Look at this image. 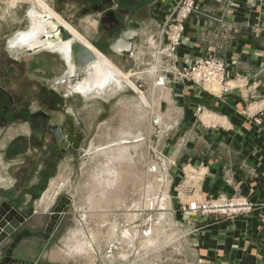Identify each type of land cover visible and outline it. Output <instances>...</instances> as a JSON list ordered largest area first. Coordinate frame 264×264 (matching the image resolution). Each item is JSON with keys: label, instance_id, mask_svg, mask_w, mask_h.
I'll use <instances>...</instances> for the list:
<instances>
[{"label": "rangeland", "instance_id": "374dc122", "mask_svg": "<svg viewBox=\"0 0 264 264\" xmlns=\"http://www.w3.org/2000/svg\"><path fill=\"white\" fill-rule=\"evenodd\" d=\"M24 1L17 4L14 9L9 6L10 0L0 1V13L5 14L12 21L10 28L7 27L11 30L7 32L6 36H0V49L5 50L0 53V79L4 77L10 79V83L3 85L11 89L16 106L26 109L29 113L38 110L48 113L51 123L58 125L64 135L79 133L82 135V139L78 150L64 153L63 158H59V161L55 162L57 165L55 164L54 168L47 173L48 190L51 191V194L46 200H43L45 195L43 192L47 189L46 185L39 186L41 188L39 192L43 193L42 207L50 206L47 210L45 209L44 215H50L52 210L57 213V223L51 231L52 235L49 234L50 237L48 235V240L44 239L47 240L46 243H43L44 255L38 254L39 248L34 244L24 245L23 243L25 240H32L30 242L34 240L40 245L38 239L23 238L16 249V257L32 262V264H213L209 259L203 257L205 252L210 253V250L221 252L223 251L222 247L224 248L225 238L232 240L241 238L242 234L239 230L243 226L239 223L253 220V217L256 220H263L264 216L259 211L264 209V203L260 205L257 196L240 193L202 196L200 194L201 184L211 180V173L206 165H181L179 166L181 176L165 180L164 173L166 174L169 169L176 166L162 164L155 157L160 141H164L163 137L161 138L162 133L156 127L157 116L155 115L158 114V110L155 107L159 106L160 108V105H158V101L152 102L147 98V93H150L151 88L149 85H145V79H142L144 83H136L135 77L132 78L127 72L133 89L122 84L120 89L101 98H88L77 93L66 96L64 93L62 94L66 84L60 81L66 72V63L60 53L57 51H35L30 56L11 53L8 49L9 41L14 38V34L18 30V32H24L28 29L30 13L34 9V5L39 3L36 1L34 4L35 0ZM200 2L204 7V0H196L197 10L192 15L198 12ZM174 3L175 0H169V2L167 0L149 1L143 6L142 17L145 20L150 19L152 11L157 9L158 12L161 9H166V12H169ZM42 4L102 58L105 57L80 33L84 32L86 28H89L87 30H96V27L94 28L96 23L94 24L88 19L85 21L89 23L90 27L84 23V16L90 15L91 12L82 15L80 5H71L61 0H56L53 6L44 2ZM7 10L11 12H7ZM12 27H14L13 30ZM0 28H2L1 23ZM4 29L7 30L6 27ZM156 30L157 37H159L160 23L155 24ZM0 33L3 32L0 31ZM157 44L153 53L155 59H158L155 55ZM208 58L224 63L220 56ZM224 71L227 85L220 84L216 95L213 94V96H224L230 89L229 85L241 79L239 73L230 72L226 66ZM78 78L74 79L72 85L79 81ZM158 80L162 81V79ZM201 91L208 93V90ZM136 92L143 94L147 106L138 99ZM256 96L255 92H251V96L247 97L244 103L246 107L258 103ZM161 108L163 107L161 106ZM198 108L203 110L202 107L194 106L192 107L193 112ZM233 109L238 110L235 107ZM258 110L254 109V112L249 113L247 108L241 107L239 111L245 113L250 123L257 127L261 125ZM205 114L209 113L206 111L204 113L203 110L200 120ZM25 123V120L17 116L9 126L20 130ZM134 130L143 135L140 139L142 141L139 142L142 144V150L139 148L138 158L134 157L137 163L116 165L120 175L116 188L111 189L105 197H101V200L104 201L102 207L100 203L94 210L90 209L89 201L92 199V195L89 183H91L95 168V164L90 161V153L96 150H110L122 143L123 147L126 146L127 149L132 147L133 149L136 144L130 138L134 135ZM121 132L127 134V140L120 143L117 141V134ZM3 136L4 132H1L0 141ZM18 136L21 137V140H25L21 132ZM148 142L149 150L150 147L152 148L150 155L153 152L154 162L151 163L152 160H149L150 163L147 164L144 158H140V153L145 152L147 146L145 143ZM9 145L11 146L9 149L3 150V162L6 160L13 162L19 157V160L25 164V169H20L15 173L14 165H9V168L5 170L6 173L3 174L13 177L15 184L16 182L20 183L22 190H28L27 186L36 178V168H38L36 159H42L45 162L46 154L44 156V153L46 151L38 149L36 151L34 148L35 151L30 152L29 146L26 145L25 152L21 153L12 143ZM69 146L71 147V145ZM92 147L95 150L89 151ZM13 149L18 152L10 153ZM57 152L61 153L60 150ZM129 153L133 157V151L130 150ZM29 154H32L30 158L24 157ZM62 162L66 163L63 172L70 173L69 176L72 178L55 195L53 192L55 187L53 186L52 190L51 187L56 184V175L61 171L58 168ZM2 171L4 170L0 168V172ZM39 175L44 177L46 174L39 172ZM40 177H38L39 180H41ZM216 178L218 177L214 176V179L212 177L213 180ZM175 182L179 183L178 187L175 186ZM177 189H179L180 195H178ZM66 195L70 202L64 206L60 200ZM204 205L210 209L204 211L202 209ZM31 213L25 212L28 218H26V226L35 229L33 224L38 222V216L33 220ZM42 225L41 230H43ZM216 231L225 234L224 238L219 240L213 238L211 241L209 235ZM234 235L236 236L234 237ZM73 237L75 238L73 239ZM76 239H84L87 243L89 249L86 253L71 255L68 251V247L76 244ZM204 240L208 242L206 246L203 243L198 244ZM254 245V249H252L254 252L251 251L254 253L252 255L257 258L254 264H261L264 251H260L259 248L264 247V235L261 241H254ZM6 246L7 242L0 246V255L3 254ZM247 247L245 246L239 251L248 252ZM229 250L235 251L236 249L231 247ZM30 254L33 255L30 256ZM248 255L249 253L244 257L246 258ZM245 258L231 261V263L216 262V264H248V260Z\"/></svg>", "mask_w": 264, "mask_h": 264}, {"label": "crops", "instance_id": "0c3cea01", "mask_svg": "<svg viewBox=\"0 0 264 264\" xmlns=\"http://www.w3.org/2000/svg\"><path fill=\"white\" fill-rule=\"evenodd\" d=\"M36 1L40 5H43L42 3L44 2L53 6L56 0H35L33 3ZM61 1L71 5L79 4L78 2L75 3L74 0ZM112 1L111 8L106 6L103 11L95 10L91 13L88 12L90 15H86V12L81 10L80 13L86 15L84 16V23L86 25L89 24L85 21L86 19L94 24L96 23L94 26L96 30L92 31L86 28L84 32H79L82 34H80L81 36L86 38L85 40L89 44L101 52L103 57L105 56L103 59L122 74L132 86L125 84V82L123 84L133 89V84L127 74L128 72L132 78L135 77L136 83H144L142 79H145V85L150 86L151 90L150 93H147V98L149 101L159 102L158 105H160V108L159 106L155 107L158 110V114L155 113L156 115H154L157 116L156 127L162 133L161 138L163 137L164 139V141H160L155 157L162 164L176 166L173 168L169 167L171 169L166 174L164 173L165 180L181 176L182 173L179 169L181 165H206L211 173V180L201 184L200 194L202 196H216L219 193L225 195L240 193L247 196H257L258 203L260 205L263 204L264 0H204V7L201 4L202 2H200L198 12L186 20L182 42L171 60L155 59L153 54L158 43L155 24L157 25V23L163 20L167 10L161 9L160 12H158V9L156 11L153 10L150 19L145 20L141 14L143 6L152 0H143L136 4L129 3L128 1L124 2V4L120 0ZM22 2L25 1L10 0L9 6L14 9L17 4ZM106 11L115 13L119 25L123 30L116 37L110 34L107 24L101 23V18ZM7 12L11 11L7 10ZM11 22V18H7L5 14L0 13V23L2 25L0 31L3 32L2 34L0 33V36H6L7 32L11 30L7 28H10ZM99 24L100 26H98ZM5 27L7 30L4 29ZM88 27L90 26L88 25ZM29 28L30 25L24 32H18V30L14 34L15 36L9 41L8 47L11 53L27 56L35 53V51L33 52L27 49L26 46L18 47L16 45L15 48L13 47V42L16 37L28 31ZM13 29L14 27H12ZM40 51L48 50L44 49L36 52ZM1 52H5V50L0 49ZM212 56H220L223 58L226 68L230 72L239 73L241 76V79L229 85V91L221 97L213 96L193 86L190 82L180 77L178 70L179 68L188 66L197 59ZM65 66L66 72L60 81L69 85L79 76L69 73L67 64ZM158 79H162L163 85L156 84ZM8 83H10L9 78L5 79L4 77L0 79V95L8 94L15 102L11 89L3 85ZM251 92L257 94L256 98L258 103L246 107L244 103L247 97L251 96ZM136 95L140 101L145 103V106L148 105L141 92H136ZM194 106L202 107L204 113L206 111L219 119V121L215 120V124H205L200 118L195 116L192 109ZM234 107L238 110H234ZM241 107L247 108L249 113L254 112V109H259L261 125L255 127L251 124L247 116H245V113L239 111ZM216 122L218 123L216 124ZM20 130L9 125L4 129H0V133L4 132V138L2 137V141H0V150H2L0 152V168L4 170L0 172V203L4 202V198H6L8 199V202H6L14 211L21 214H25L27 211L32 212L33 220L38 216V222L33 224L34 230H41L42 222V226L44 227L46 216L48 215H44V213L50 207L49 205L47 208L45 207L47 205L42 207V195L45 193L43 200H46L48 195L51 194V191L48 190L47 173L54 168L56 163L52 165V168H49L42 159H36L38 166L36 168V178L29 183V186H27L28 190L24 189L25 192L23 193L24 190L19 185L20 183L15 184L13 177L3 174L4 172L6 173L5 170L9 168V165L21 166L23 164L19 160V157L13 162L9 160L3 162V150L11 147L9 144L18 137V134L21 132L26 141L31 133L27 123ZM134 132V135H136L137 130H134ZM146 144L145 152L140 153V158H144L147 164L150 163L149 160H152L151 163H153V152L150 155L152 148L150 147L149 150V142ZM141 146L142 144L133 149L131 147L134 156L129 162V165H133L134 162L137 163L135 159L138 158L139 148L142 150ZM14 147L16 149L21 148L18 145ZM34 148V146H29L28 149L31 152L34 151ZM30 155H27V157L30 158ZM64 163L62 162L58 168L61 171H56V184H53L51 187V190L53 186L55 187L53 191L55 195L72 178L69 176L70 173L66 174L63 172L66 166V163L65 165ZM39 172L41 174L45 172L46 175L40 177ZM214 176L218 178L213 180ZM41 184H45L47 188L43 193L39 192L41 190L39 186L42 187ZM174 184H176V187L179 186V183L175 182ZM178 192L179 189H177ZM66 197L68 198L67 195ZM42 209L44 210L42 211ZM259 212L264 216V209H260ZM43 217L45 218L43 219ZM239 224L243 226L239 230L240 234H242L241 238L236 240L225 238L222 253L218 251L216 253L214 250H210V253L205 252L204 256L203 253L201 255L209 259L213 264H216V262L231 263L234 260L244 259L245 254L249 253L245 260H248V264H254L257 258L253 256L254 253L252 252L254 250L252 249L255 246L254 241H261L264 235V217L263 220H256L253 217V220L250 219L248 222ZM224 235L221 231H216L211 232L209 236L212 241L213 238H218V240L223 239ZM30 241L32 240H25L23 243L24 245L34 244L39 248L38 254L44 255L45 252L42 248L43 243H46L47 240L41 238L39 240L40 245L34 242V240V243ZM202 243L206 246L208 242L204 240L198 244L201 245ZM245 246H248V252H240L239 250H242ZM231 247L235 248L237 252L234 250L230 251L229 249ZM259 249L262 252L264 251V247L262 246ZM16 251L14 252V257L23 260L16 257ZM260 262L264 264V258Z\"/></svg>", "mask_w": 264, "mask_h": 264}, {"label": "bare ground", "instance_id": "6f19581e", "mask_svg": "<svg viewBox=\"0 0 264 264\" xmlns=\"http://www.w3.org/2000/svg\"><path fill=\"white\" fill-rule=\"evenodd\" d=\"M167 2H169V0H167ZM192 13L193 12H191L186 18L188 19L190 15H192ZM167 14L168 13L164 14L165 16L163 17V19L166 17ZM57 26L63 27L65 31H67L69 34L73 36V38H75L83 45H85L95 57V62L90 64L87 67L86 71L83 70V74L79 75L78 78L79 81L76 82V84L74 85L66 84L67 86L63 88L64 95L67 96L73 93H77L88 98L89 97L101 98L108 96L110 93H113L118 89H120L123 82H125V84L130 85L122 74H120L95 50H93L89 45H87L80 37H78L70 28H68L63 22H61L46 7L40 4L34 5V9H32L30 13V28L25 33H22L16 37V39L13 42L14 43L13 47L15 48L16 45H18V47L26 46L27 49L33 52L44 49L48 50L49 52L57 51L58 53L61 54L64 62L67 64L68 70L70 71L69 73L76 74L75 72L72 71L73 68L69 65V61H68L69 42L68 41L61 42L59 40V31L57 30ZM184 28L185 27H183V31ZM183 35L184 32H181L180 33L181 40L179 42L180 44L182 42ZM52 38H56V40L53 41ZM207 87L214 88V89L212 88L213 94H215L218 90V86L214 87V85H212ZM201 119H202L201 121H203L205 124H213V123L215 124L214 122L215 120L219 121V119H217L216 117L210 114H205L204 117L203 116L201 117ZM217 123L218 122H216V124ZM126 135L127 134H125L124 132L117 134V138H118L117 141L120 143L126 141L127 140ZM142 136L143 135L138 133V131L136 135H133L131 138L129 136L130 139L136 140L135 141L136 145H134L133 148L140 146L139 142L142 141V140L140 141V139H142ZM66 138L67 136L64 137L63 141H65ZM122 145L123 143L121 145L118 144L113 149L110 150L108 149L103 151L101 150L92 151L95 150L93 147L92 149L91 148L89 149V151H92V153H90L89 156L90 161L95 164V168L91 177V183H89V190L91 191V195H92L91 196L92 199H90L89 201V207L92 210L96 208V205H100V203L102 207L104 201L101 200V197H105L106 194H108V192L111 189L116 188V185L118 184L117 181L120 180V175L117 170V167L115 166L121 164L129 165V162L133 158L129 153L131 148L127 149L126 146L123 147ZM74 238L75 237H73V239ZM68 248H69L68 251L71 253V255L74 254L81 255L86 253L87 250L89 249L84 239H76V244Z\"/></svg>", "mask_w": 264, "mask_h": 264}, {"label": "flooded vegetation", "instance_id": "af4514ba", "mask_svg": "<svg viewBox=\"0 0 264 264\" xmlns=\"http://www.w3.org/2000/svg\"><path fill=\"white\" fill-rule=\"evenodd\" d=\"M74 2L75 3L78 2L79 3L78 5H80L81 10L83 12H86V13L92 12L95 10L96 11H101V10L103 11V10H105V7L107 6L106 5L107 0H74ZM120 2L122 4H124V2H127V0H120ZM36 112H42L48 116L49 119L47 122V126L51 127V128L58 127L60 134L62 136V140L64 139V136H67V137L72 136V135H64L62 130L60 129V127L58 125L52 124L51 119H50V115L48 113L40 111V110H38ZM36 112L29 113L26 109H24V108L21 109L20 107L16 106L12 97L8 94L0 95V128H2V129H4L8 125H10V123L13 122L17 118V116H20L23 120L26 121V123H29L30 116L35 114ZM54 134L55 133L53 131H49L48 129H46L43 132V134L40 136V138H38L35 135H33L31 132L27 138V141L21 140V137L18 136L13 140L12 145L13 146H15V145L20 146L21 148H18L17 150L21 153L25 152L26 145L34 146L36 151H37V149L43 150L44 152L46 151L44 153V156L46 154L45 163L47 164V166L49 168H52V165L55 162H58L59 158L60 159L63 158L64 153H69V152L73 151L69 145H67L65 148H63V145H64L63 142H65L66 139H65V141L59 143L57 141L56 137H54ZM39 148H41V149H39ZM17 150L13 149L10 153L18 152ZM58 150H60L61 153L57 152ZM31 156H32V154L30 155V157ZM24 157H27V155H25ZM14 167H15L14 170H16L15 173H17V172H19L20 169L25 168V164L23 163V164H21V166L19 165V166H14ZM16 184H17V182H16ZM0 193H1V191H0ZM4 199H5V201L0 203L1 220H3L4 218H6V220L16 219L20 223V229L19 230H21V231H28L30 233L43 232L44 233L43 236H45V237H48L49 234L52 235L51 231H52L53 227L56 226V223H57L56 222L57 221V213L54 212L55 210H52L50 215L46 216V221H45V225L43 227V230H34V229H30L29 227L26 226L27 225V222H26L27 215L14 211V209L10 208V206L8 205V203H7L8 199H6V198H4ZM60 202H61V200H60ZM21 231H18V233H16V234H19V232H21ZM51 235H49V237ZM12 238H8L5 241V242H7V246H6L3 254L0 255L1 257L4 256V253L7 249V247L14 240V237H12ZM41 238L44 239L43 237H41ZM22 239L17 243L15 249L13 250L12 259L14 260V263H17V264H32V262L19 260V259L14 257V252L16 251V249H17L19 243L22 241ZM24 239H36V238H24Z\"/></svg>", "mask_w": 264, "mask_h": 264}, {"label": "water", "instance_id": "95a60500", "mask_svg": "<svg viewBox=\"0 0 264 264\" xmlns=\"http://www.w3.org/2000/svg\"><path fill=\"white\" fill-rule=\"evenodd\" d=\"M129 3L136 4L139 1L143 0H127ZM113 1L107 0V6L111 8ZM54 23V22H52ZM102 24H107L109 27L110 34L113 37L118 36L123 31L121 26L119 25V22L116 18L115 13L111 11L104 12L103 17L101 18ZM57 30L59 31V40L61 42H69V51H68V61L69 65L73 68L72 71L76 73V75L83 74V70L86 71L87 67L95 62L94 55L89 51V49L83 45L81 42L73 38L71 34H69L67 31L64 30L63 27L57 26ZM52 40H56V38H52ZM48 116L45 115L42 112H36L35 114L30 116L29 119V127L33 135L40 138V136L43 134V132L48 129L49 131H53L54 137H56L58 142H63L62 136L60 134V131L58 127H48ZM82 139V135L79 133H76L72 136H68L66 138V141L63 142V148H65L67 145H71L72 150H78L79 144ZM61 202L64 205L69 204V199L67 197H62ZM20 229V223L16 220H6L4 218L1 220L0 216V246L8 239L14 237V240L9 244L7 247L4 256H0V264H17L14 263V260L12 259V252L15 249L17 243L22 238H37L40 239L43 237L46 239L43 232H37V233H30L28 231H21ZM19 232V234H16ZM48 233V232H47ZM13 239V238H12Z\"/></svg>", "mask_w": 264, "mask_h": 264}, {"label": "built area", "instance_id": "2783aa9c", "mask_svg": "<svg viewBox=\"0 0 264 264\" xmlns=\"http://www.w3.org/2000/svg\"><path fill=\"white\" fill-rule=\"evenodd\" d=\"M196 0H175V3L170 9L166 17L160 22V31L158 44L155 50V55L158 59L171 60L175 54L179 42L181 40L180 33L184 32L183 27L186 22V17L197 9L195 7ZM183 24V27H182ZM179 35V36H177ZM180 77L190 82L193 86L200 90H208V93L213 95V87L227 85V77L225 76V65L221 61L214 59H197L188 66L179 68ZM157 85H162V81L157 80ZM213 88V89H212ZM195 115L200 118L203 110L196 109ZM264 205V204H263ZM195 208V207H194ZM204 211H208V206L202 207Z\"/></svg>", "mask_w": 264, "mask_h": 264}]
</instances>
